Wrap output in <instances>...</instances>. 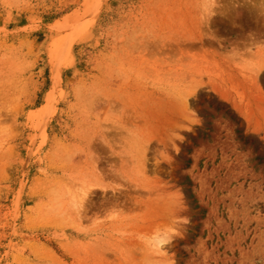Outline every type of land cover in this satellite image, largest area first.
Here are the masks:
<instances>
[{"label": "rangeland", "instance_id": "rangeland-1", "mask_svg": "<svg viewBox=\"0 0 264 264\" xmlns=\"http://www.w3.org/2000/svg\"><path fill=\"white\" fill-rule=\"evenodd\" d=\"M95 1L0 0V264H264V0Z\"/></svg>", "mask_w": 264, "mask_h": 264}, {"label": "bare ground", "instance_id": "bare-ground-1", "mask_svg": "<svg viewBox=\"0 0 264 264\" xmlns=\"http://www.w3.org/2000/svg\"><path fill=\"white\" fill-rule=\"evenodd\" d=\"M99 4H100V0H96L95 2H94V5L92 6V9H91V11H90V13L91 14H89V16H88V18L86 19V21L85 22H83L80 26H79V28H78V31H76V32H73L74 34H73V37H74V35L76 36V37H79L81 34H83L84 32H86V30L89 28V26L92 24V22H93V20H94V17H95V15H96V11H97V9H98V7H99ZM70 45H71V40H69V41H67L65 44H64V46L62 47V50H60L61 51V58H64V56H65V54L68 52V50H69V47H70ZM57 66V65H56ZM59 85V69H58V66H57V68H55V74H54V78H53V84H52V88L53 89H56V87ZM53 98L50 96L49 98H48V101L50 102L51 100H52ZM50 105V104H49ZM45 107V106H44ZM47 107V106H46ZM44 110V111H43ZM43 113L42 114H40V116H44V115H46L45 114V112H46V110H47V108H43Z\"/></svg>", "mask_w": 264, "mask_h": 264}, {"label": "trees", "instance_id": "trees-1", "mask_svg": "<svg viewBox=\"0 0 264 264\" xmlns=\"http://www.w3.org/2000/svg\"><path fill=\"white\" fill-rule=\"evenodd\" d=\"M233 123H237L235 118L233 116H227ZM236 134L238 135L239 140H241L243 143H245V139L243 138V136L241 135L239 130H236Z\"/></svg>", "mask_w": 264, "mask_h": 264}, {"label": "clouds", "instance_id": "clouds-1", "mask_svg": "<svg viewBox=\"0 0 264 264\" xmlns=\"http://www.w3.org/2000/svg\"><path fill=\"white\" fill-rule=\"evenodd\" d=\"M165 243H169V242L166 241Z\"/></svg>", "mask_w": 264, "mask_h": 264}]
</instances>
